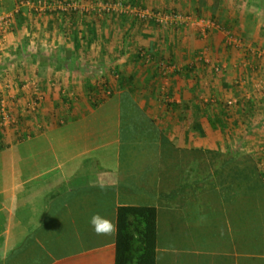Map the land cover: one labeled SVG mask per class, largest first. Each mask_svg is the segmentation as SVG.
Returning a JSON list of instances; mask_svg holds the SVG:
<instances>
[{"label": "crops", "instance_id": "crops-1", "mask_svg": "<svg viewBox=\"0 0 264 264\" xmlns=\"http://www.w3.org/2000/svg\"><path fill=\"white\" fill-rule=\"evenodd\" d=\"M62 2L0 0V14L12 16L11 31L6 35L12 52L1 60L4 65L0 63V76L6 77L0 78V94H4V86L13 89L18 113L21 107L24 111L22 126L9 128L0 138V264H8L10 257V264H46L47 246L53 240L49 241L45 231H60L64 225L76 230L71 249L77 251L69 250L59 257L51 254L49 264H115L112 237L97 236L88 224L89 216L99 211L112 218L104 203L101 207V201L108 198L105 196H110L106 187L115 188L117 203L123 195L128 200L137 198L132 188L125 191L123 186L129 177L135 178L144 190L143 196L151 201L149 196L160 198L170 192L175 186L170 179L177 175V165L187 168L188 163L176 164L165 145L171 144L172 150H187L188 160L195 149L225 152L232 146L231 150L262 156L264 165V104L255 100L253 87L259 79V66L250 58L253 52L231 55L229 61L245 60L243 65L235 64L231 80L225 75L214 78L209 68L196 62L193 75L186 70L165 88L160 78L161 64L148 66L136 59L138 49L132 47L127 33H122L120 48H104L102 62L96 63L100 54L93 44L84 41L81 47L76 46L74 33L61 29L60 18L31 8L40 3L46 9H57ZM54 44L58 48H53ZM116 51L122 58L120 64H115L116 57L111 60ZM157 51H162L166 59L172 58L168 47ZM172 55L180 56L177 49ZM117 71L121 74L116 79L113 72ZM89 85L95 90L91 92ZM99 86L108 88L110 94L104 95ZM228 88L231 93L225 95ZM171 90L178 94L173 96ZM127 92L145 116L164 131L155 142L159 157L142 165L144 172L150 168L143 178L140 172L129 169L122 156L124 145L138 137L124 140L122 136V97ZM34 100L39 103L37 107H32ZM132 112L131 116L137 115ZM225 112L226 126L219 121L213 126L210 119L217 114L225 119ZM148 141L145 135L143 143ZM207 195L200 194V198ZM185 198L188 201L192 197L186 194ZM169 207L173 214L166 218L159 207L157 264H241L240 241L233 222L227 219L220 223L226 238L205 241L193 235L195 225L182 221L181 206ZM32 234L34 241L26 245ZM63 241V237L54 240L57 250ZM23 243V254L12 256Z\"/></svg>", "mask_w": 264, "mask_h": 264}, {"label": "trees", "instance_id": "trees-1", "mask_svg": "<svg viewBox=\"0 0 264 264\" xmlns=\"http://www.w3.org/2000/svg\"><path fill=\"white\" fill-rule=\"evenodd\" d=\"M129 1L133 5H138L144 0H128L123 1V3ZM72 2L73 0H63L65 5ZM199 2L201 6L207 4L204 0ZM212 9L214 11L215 7L213 6ZM56 11L59 13L58 17L61 16V29L65 33H74L76 46L81 47L84 41L90 46L98 40L100 33L96 24L86 22L79 11L73 8L70 12L63 9ZM129 35L130 33H128V37ZM132 42L128 46H131ZM149 48V54L155 58V61L160 64L166 60L168 61L162 51H157L158 47L154 41L151 42ZM168 49L174 61L175 56L172 55V46H168ZM139 50L135 56L136 59H142V53ZM187 71L193 75L194 66L187 67ZM116 73L119 74L120 72L117 71ZM88 89L92 92L95 87L89 85ZM122 99V136L124 140L131 139L132 135L138 136L135 140L129 141L128 145H124L123 160L127 162L130 170L140 172L143 178L150 168L147 167L146 172H144L142 165L147 164L154 157H159V145H155V142L160 140L164 131L155 124L153 119L145 116L128 92L123 95ZM171 105L178 106L175 103ZM186 106L189 108L191 105L186 104ZM132 111L137 115L131 116ZM219 116L217 114L215 119L211 118V124L215 126L219 121L223 126H226L228 122L226 120L227 112L223 113L225 119ZM0 129V138H2L3 130ZM145 135H148L149 140L146 144L143 143ZM170 145L168 147L165 145V148L172 152L170 156L176 164H181L184 161L188 163L187 168L177 165V175L173 181L170 179V182L175 183L174 188L170 190L171 193L169 191V193H163L160 198L149 196L152 198L151 201L147 199V196H143L144 190L140 189V185L134 182L135 178L129 177L123 182V186L125 191L132 188L131 190L137 198L133 196L128 200L123 195L120 204L116 201L115 188L113 186L106 187V190L110 192V196H105L108 198L101 201V207L104 203L106 213L110 212L112 218L118 222L117 233L110 235L116 248L115 264H157L160 206L164 209V212L162 211L163 216L161 215L164 218L173 214L169 206H181L182 213L180 217L182 221L192 226L195 225L191 229L193 235L205 241L226 238L224 229L222 230L223 225L220 223H222L221 221L226 222L228 219L233 222L235 229H237L236 233L240 241L241 264H264L263 157L251 152H242L238 149L226 150L225 152L214 149H195L190 153L191 156L188 160L189 153L187 150H181L179 147L172 150V145ZM200 164L202 165L200 166ZM205 193L208 194L207 197L202 196L200 198V194ZM186 194L192 197L188 201L185 198ZM61 229L60 231H55V229L45 231L49 241L53 240L52 245L47 246L49 253L46 264L52 261L51 254L59 257L66 255L69 250L77 251L76 248L71 249L74 247L71 241L75 239L72 235L75 234L74 231L76 230H73L72 225H64ZM33 235L25 241L26 245L28 242L34 241ZM57 237L64 238L63 245L59 246L60 250H57L54 245V240ZM104 242H108V240L105 239ZM24 245L25 243L16 249L12 256L15 257V254L22 255ZM60 251L64 253L59 254ZM11 261L12 257L9 258L8 264Z\"/></svg>", "mask_w": 264, "mask_h": 264}, {"label": "rangeland", "instance_id": "rangeland-1", "mask_svg": "<svg viewBox=\"0 0 264 264\" xmlns=\"http://www.w3.org/2000/svg\"><path fill=\"white\" fill-rule=\"evenodd\" d=\"M123 1L128 0H73L72 3L62 4V7L57 9H54L55 7L46 9L47 7L42 4L35 3L32 4L33 7L31 8L37 13L52 14L55 18L61 17H58L59 13L56 10L63 9L70 12L73 8L80 12L86 22L96 24L100 33L98 40L92 46L100 54L95 60L96 63L102 62L104 48L114 51L120 48L123 43L121 36L124 32L131 33L132 47L140 49L143 65L150 66L158 63L148 51L151 41L156 43L158 49L166 50V47L171 45L172 49H177V54L179 52L181 57L175 58L174 61L172 58H168V61L166 60L161 64L160 78H162L163 85L167 86L165 88H169L168 84L175 79L174 77L180 79L186 72L187 67L196 66V62L209 68V73L214 78L225 75L226 79L230 77L231 80V75H234L232 73L235 64L240 66L245 61L240 59L236 61V58L229 61V58H232L231 55L234 54L238 57V52H241V54L245 51L253 52L250 58H253L259 66V70L256 71L259 74L256 75V78L259 79H255L257 85L253 87L255 100L260 104H264V101L261 100V97L264 96V0H204L207 3L204 6L200 5V0H144L138 5H133L131 1L126 3H123ZM213 6L215 7L214 11ZM0 15L4 16L6 14ZM11 18L12 16H9V21ZM10 31L11 27L8 25L5 34L7 35ZM103 32L106 33L105 37H103ZM7 40V36H5L0 45V63L2 65H4V62L1 60L4 59L5 54L7 56V52H12V45H10V48ZM44 47L47 50L46 47L49 46L45 44ZM53 48H58L57 44H54ZM193 52H195V55H192ZM112 55V57L109 56L111 60L116 57L117 62L114 61L115 64H120L122 58L118 57V52L116 51ZM94 73L89 74L94 76ZM113 74L117 79L121 72L119 74L113 72ZM1 77L6 78L4 75ZM4 87L6 93L4 92L5 96L0 94V104L5 103L9 108V112L14 116L12 124L5 127V129L2 128L3 132H6L9 128L22 126L24 111L21 107L18 113L19 107H16L12 100L13 89L11 90L7 86ZM103 87L99 86L100 92L109 95L110 91L105 90V87ZM14 89L16 90V88ZM57 89L59 90L61 87H57ZM11 91V97L9 98L8 94ZM176 93L171 90L173 96ZM230 93L229 88L224 90L225 95H230ZM217 94L220 96L219 92ZM35 104L34 100L32 107H36ZM7 107L6 110L8 111ZM27 107H29L28 104H26L25 110H27ZM225 140H228V138ZM230 148L232 149V146H229L227 150H231ZM263 154L264 152H261V155ZM91 160H94V158H91Z\"/></svg>", "mask_w": 264, "mask_h": 264}, {"label": "clouds", "instance_id": "clouds-1", "mask_svg": "<svg viewBox=\"0 0 264 264\" xmlns=\"http://www.w3.org/2000/svg\"><path fill=\"white\" fill-rule=\"evenodd\" d=\"M103 187V185H101ZM88 224L97 236H106L117 233V220L96 211L89 216Z\"/></svg>", "mask_w": 264, "mask_h": 264}, {"label": "built area", "instance_id": "built-area-1", "mask_svg": "<svg viewBox=\"0 0 264 264\" xmlns=\"http://www.w3.org/2000/svg\"><path fill=\"white\" fill-rule=\"evenodd\" d=\"M9 25V16H1L0 15V45L2 44V40L6 36V29ZM39 103L36 102V107ZM1 113H0V128L8 127V125L12 124V120L14 118L13 114L9 112V108L5 103L0 104ZM6 107L8 111L6 110Z\"/></svg>", "mask_w": 264, "mask_h": 264}]
</instances>
